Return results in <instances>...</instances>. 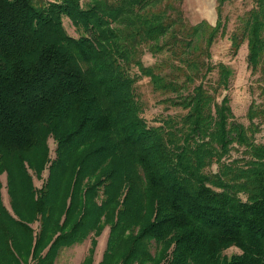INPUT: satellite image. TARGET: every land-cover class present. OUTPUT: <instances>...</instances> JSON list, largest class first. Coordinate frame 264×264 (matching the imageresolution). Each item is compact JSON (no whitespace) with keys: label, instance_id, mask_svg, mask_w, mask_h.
<instances>
[{"label":"trees","instance_id":"trees-1","mask_svg":"<svg viewBox=\"0 0 264 264\" xmlns=\"http://www.w3.org/2000/svg\"><path fill=\"white\" fill-rule=\"evenodd\" d=\"M229 1L210 25L182 0H0V264H53L86 238L91 264L104 226L96 264H264V0L226 37L258 73L246 125L217 99L231 68L209 61ZM142 77L180 111L147 121Z\"/></svg>","mask_w":264,"mask_h":264},{"label":"rangeland","instance_id":"rangeland-1","mask_svg":"<svg viewBox=\"0 0 264 264\" xmlns=\"http://www.w3.org/2000/svg\"><path fill=\"white\" fill-rule=\"evenodd\" d=\"M216 0H182V12L186 21L190 24L197 23L201 20L206 21L208 24L213 25L216 20ZM250 4L246 0H232L222 5L221 17L226 21L225 35L217 36L210 46V59L211 63L222 62L228 65L232 70V77L229 79L228 88L226 90H217V99L222 94H226L229 97V105L234 115V119L244 125L247 124L245 118L246 109L251 101L260 103L262 96L260 94L259 80L257 78L258 73L251 74L249 68L246 67L245 55L246 47L245 43H242L237 49L234 55L229 50V42L227 40V34L237 23V18L248 9ZM63 26L66 32L70 35H75L73 28L69 24V21L64 18L62 20ZM160 57L164 56V53L159 54ZM153 61V58L149 54L145 53L142 56V62L146 65ZM216 73L213 71L211 74H206L203 83H213V78ZM206 79V80H205ZM179 82L182 77L174 78ZM148 78L142 77L137 82L136 91L138 92L142 103L143 110L141 115L144 116L147 121H151L154 117H157L158 113L175 112L180 111L178 107H166L168 102L166 98L174 95V92H165L163 94L155 93L151 90V85L148 84ZM199 80L196 79L194 84H197ZM188 85V84H187ZM193 84L187 87V90L191 88ZM183 94L186 93V89L181 88ZM165 101V102H163ZM166 105V106H165ZM167 109V110H164ZM156 115V116H155ZM161 115V114H160ZM149 123H153L149 122ZM256 141L264 143V128L260 126L259 131L255 134ZM49 147V156H53V142L50 138L47 141ZM214 169V166H212ZM46 175V170L42 172V178ZM34 186L38 187L41 180L32 177ZM0 182L2 187L0 189V196L3 204L7 206V196L4 188V174L0 175ZM107 235V227L104 226L97 237L95 238V245L93 249V261L98 262L101 258L102 252L105 247ZM89 246V239L86 238L83 242L74 244L69 247L63 246L57 251L55 264H77L78 261L86 254V250Z\"/></svg>","mask_w":264,"mask_h":264},{"label":"crops","instance_id":"crops-1","mask_svg":"<svg viewBox=\"0 0 264 264\" xmlns=\"http://www.w3.org/2000/svg\"><path fill=\"white\" fill-rule=\"evenodd\" d=\"M83 257H84V256H83ZM83 257H82V258H83ZM81 260H82V259H81ZM81 260H80V261H81ZM80 261H78V263H79ZM78 263H77V264H78ZM53 264H55V263H53ZM91 264H96V262L93 261V258H92V263H91Z\"/></svg>","mask_w":264,"mask_h":264}]
</instances>
